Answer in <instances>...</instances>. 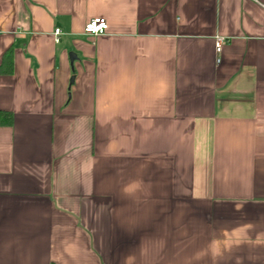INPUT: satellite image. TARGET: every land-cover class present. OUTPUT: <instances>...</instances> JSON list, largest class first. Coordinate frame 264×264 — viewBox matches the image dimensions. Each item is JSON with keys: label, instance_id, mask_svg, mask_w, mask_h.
<instances>
[{"label": "crops", "instance_id": "1", "mask_svg": "<svg viewBox=\"0 0 264 264\" xmlns=\"http://www.w3.org/2000/svg\"><path fill=\"white\" fill-rule=\"evenodd\" d=\"M0 110V264H264V0H0Z\"/></svg>", "mask_w": 264, "mask_h": 264}, {"label": "built area", "instance_id": "2", "mask_svg": "<svg viewBox=\"0 0 264 264\" xmlns=\"http://www.w3.org/2000/svg\"><path fill=\"white\" fill-rule=\"evenodd\" d=\"M108 21L104 17H94L86 22L84 26V33L90 36L103 35L108 30ZM61 33L60 28L55 29L56 40H58V35ZM225 40L223 37H217L215 46L217 51H221Z\"/></svg>", "mask_w": 264, "mask_h": 264}, {"label": "trees", "instance_id": "3", "mask_svg": "<svg viewBox=\"0 0 264 264\" xmlns=\"http://www.w3.org/2000/svg\"><path fill=\"white\" fill-rule=\"evenodd\" d=\"M9 53L10 52H8V54L4 55V58H5V56H6V58L10 57ZM12 123H13L12 113L0 110V125H11Z\"/></svg>", "mask_w": 264, "mask_h": 264}, {"label": "water", "instance_id": "4", "mask_svg": "<svg viewBox=\"0 0 264 264\" xmlns=\"http://www.w3.org/2000/svg\"><path fill=\"white\" fill-rule=\"evenodd\" d=\"M70 58L73 61L76 58V55L74 53H70Z\"/></svg>", "mask_w": 264, "mask_h": 264}]
</instances>
